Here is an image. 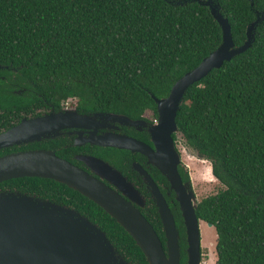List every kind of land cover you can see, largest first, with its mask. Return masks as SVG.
Masks as SVG:
<instances>
[{"label":"trees","instance_id":"trees-1","mask_svg":"<svg viewBox=\"0 0 264 264\" xmlns=\"http://www.w3.org/2000/svg\"><path fill=\"white\" fill-rule=\"evenodd\" d=\"M213 2L235 47L259 21L244 51L185 89L174 123L183 145L209 162L223 186L195 209L214 228L215 263L264 264V0ZM220 41L219 25L197 0H0V132L29 103L56 107L67 99L79 112L156 117L152 97H165ZM33 146L41 145L3 147L0 156ZM0 188L72 207L127 264H147L113 218L66 185L24 176ZM142 214L163 244L155 209ZM175 225L179 264H185L178 218Z\"/></svg>","mask_w":264,"mask_h":264},{"label":"water","instance_id":"water-1","mask_svg":"<svg viewBox=\"0 0 264 264\" xmlns=\"http://www.w3.org/2000/svg\"><path fill=\"white\" fill-rule=\"evenodd\" d=\"M197 1L207 6L211 16L216 20L221 30V41L193 69L179 77L165 97L159 99L152 97L155 102L156 121L148 123L142 119L131 120L120 114L99 113L120 124L147 131L154 142L155 151L139 141L120 135H105L97 140V144L145 154L152 161L154 160L157 167L166 175L177 193L185 227L186 264H200L198 223L202 220L195 215L196 205L192 192L184 191L176 172L179 155L174 148L171 134H174L177 140L180 134L174 123L175 112L189 85L249 46L252 30L259 21L256 18L247 27L246 40L235 47L229 25L218 12L217 4L213 0ZM60 115L61 113H50L36 118L22 119L13 127L0 133V148L38 141L41 137L55 135L56 130L53 125ZM193 154L202 159L195 152ZM90 164L130 192L129 186L102 161L91 159ZM24 176L60 182L95 203L133 239L147 264H178L177 232L172 216L149 177L145 176V179L156 200L165 236V250L152 226L130 201L86 171L58 157L53 151L22 150L0 156V182ZM205 223L207 226H212L209 222ZM0 264L126 263L117 254L104 233L77 212L46 201L34 200L14 191H0Z\"/></svg>","mask_w":264,"mask_h":264},{"label":"flooded vegetation","instance_id":"flooded-vegetation-1","mask_svg":"<svg viewBox=\"0 0 264 264\" xmlns=\"http://www.w3.org/2000/svg\"><path fill=\"white\" fill-rule=\"evenodd\" d=\"M75 104L76 101L74 99H67L61 101L56 107H53L52 105L49 104L35 106L33 103H29V105L27 106L28 109L26 110V113L20 112V116L14 115L12 119L9 121L11 123V126L9 128L19 123L22 119L36 118L40 116H45L50 113L53 114L61 113L57 122L55 123V125H53V127H55L56 130L55 135L41 137L40 140L33 141L41 146H33L31 148L18 149L17 151L35 150V149L51 150L58 157L86 171L87 173H89L90 175L97 178L105 185H107L110 189L114 190L116 193L121 195L124 199L130 201V203L133 204L141 214L148 213V209L152 207L153 209H155L158 219L160 220L158 208L156 205V200L152 196L150 191V186L147 180L145 179V176L149 177L152 180V182L155 184L158 192L160 193L162 199L166 204L169 213L172 216L175 230H176L175 218H178L180 224L183 226L184 235H185V227L183 224L180 205L177 200V193L174 190V187L171 186L170 181L168 180L166 175L157 167L154 160L152 161L145 154H142L141 152L138 151H131L128 149L117 148L114 146L97 144L98 138L103 137L105 135H120L139 141L144 145H146L147 147H149L151 150L155 151V146H154V142L151 139V135L144 129L138 130L134 127L120 124L116 120H113L112 118L99 113H95L96 115L94 116V114L89 112H79L77 111ZM80 116H84L85 118H79ZM144 119L148 123H153L156 121V117L152 118L151 114L150 116L148 115L146 116L144 114ZM172 140H173L174 148L179 155V161L176 164V172L180 178V182L183 186L184 191L192 192V195L194 197V203L195 205H197L198 201L196 200L194 192L192 190L190 177L186 170V166L182 164L180 160L179 150L176 148V141L178 140L176 138ZM30 143L32 142L13 144V146L22 147V146H27ZM91 159H97L99 161H102L104 165L108 166L109 169H111L116 174H118L119 179L121 178L124 181V183H126L129 186V190L132 194L127 190H125L124 188H122L118 182L114 181L112 178L105 175L100 169L90 164ZM182 168H184L185 169L184 171L187 172L188 175L187 180L186 179L183 180L181 178V174L179 171ZM0 191H5V190L0 188ZM5 192H9V191H5ZM20 194L29 196L34 200L46 201L54 205H57L56 203H53L52 201H49L48 199L43 198L41 196H35L32 194H25V193H20ZM61 206L65 207L64 205ZM68 209L75 211L72 207ZM199 223H198V230H199ZM161 228H162V224H161ZM184 239H185L184 260L186 264V247H187L186 235ZM177 244H178V234H177ZM161 245L165 250V236H164V243ZM201 249L202 248L199 245L200 264H202ZM178 253H179V244H178ZM117 254L120 257H122L119 253ZM123 261L127 264V262L124 259ZM178 264H179V260H178Z\"/></svg>","mask_w":264,"mask_h":264},{"label":"rangeland","instance_id":"rangeland-1","mask_svg":"<svg viewBox=\"0 0 264 264\" xmlns=\"http://www.w3.org/2000/svg\"><path fill=\"white\" fill-rule=\"evenodd\" d=\"M145 115L150 116L149 111H146ZM178 140L176 141V148L179 150L182 164L186 166L196 200L199 201L201 198L212 195L222 189V184L210 172L209 162L196 157L191 150L183 145L180 138ZM199 234L200 246L202 248V264H216L214 249L215 232L213 226H207L201 221L199 223Z\"/></svg>","mask_w":264,"mask_h":264}]
</instances>
